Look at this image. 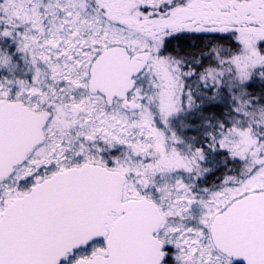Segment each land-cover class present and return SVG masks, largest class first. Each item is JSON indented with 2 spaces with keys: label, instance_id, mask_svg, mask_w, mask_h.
I'll list each match as a JSON object with an SVG mask.
<instances>
[{
  "label": "snow or ice",
  "instance_id": "6c2138e0",
  "mask_svg": "<svg viewBox=\"0 0 264 264\" xmlns=\"http://www.w3.org/2000/svg\"><path fill=\"white\" fill-rule=\"evenodd\" d=\"M0 264H264V0H0Z\"/></svg>",
  "mask_w": 264,
  "mask_h": 264
}]
</instances>
